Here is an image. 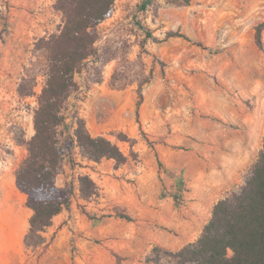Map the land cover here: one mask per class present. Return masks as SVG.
Instances as JSON below:
<instances>
[{"label":"rangeland","instance_id":"rangeland-1","mask_svg":"<svg viewBox=\"0 0 264 264\" xmlns=\"http://www.w3.org/2000/svg\"><path fill=\"white\" fill-rule=\"evenodd\" d=\"M55 1L0 0V74L17 93L24 76L37 77L29 108L46 81L35 43L63 25ZM262 22L264 0H115L70 101L81 115L94 88L113 90L96 100L102 116L112 117L101 136L127 159L90 161L65 135L57 184L73 187L65 209L82 214H69L67 247L57 250L55 234H43L24 262L0 243V264H178L175 253L199 238L218 200L241 193L259 158ZM81 175L94 180L96 195L84 197Z\"/></svg>","mask_w":264,"mask_h":264},{"label":"trees","instance_id":"trees-1","mask_svg":"<svg viewBox=\"0 0 264 264\" xmlns=\"http://www.w3.org/2000/svg\"><path fill=\"white\" fill-rule=\"evenodd\" d=\"M114 4L115 0H56L54 8L61 14L63 25L35 43L34 52L43 61L46 81L37 96L35 134L27 141L21 139L28 154L16 172L17 186L27 195V205L33 210L25 237L28 247L45 242L43 232L71 203L73 187L57 184L67 148L65 135L71 138L69 146L75 143L90 161L114 159L121 164L127 159L112 140L91 134L78 101H70L79 88L76 74L95 55L98 26L112 16ZM146 6L143 4V8ZM260 26L264 28V22ZM171 36L191 40L180 32L168 33ZM36 85V76H24L18 93L34 95ZM119 137L128 139L121 133ZM79 179L85 198L97 194L96 183L89 175ZM175 257L178 264H264V138L246 187L234 198L218 200L199 238L184 245Z\"/></svg>","mask_w":264,"mask_h":264},{"label":"crops","instance_id":"crops-1","mask_svg":"<svg viewBox=\"0 0 264 264\" xmlns=\"http://www.w3.org/2000/svg\"><path fill=\"white\" fill-rule=\"evenodd\" d=\"M10 83L7 75L0 74V219L6 216L10 222L8 227L0 225V243L12 245L11 257L20 258L25 262L29 257L26 253L28 246L25 237L30 230L33 210L27 205V195L17 186L16 172L28 154L27 147L21 139L27 141L35 134L34 113L38 107V99L29 108V99L34 96L21 97L17 93V87L12 89ZM102 88V91L97 88L92 90L81 113L93 136L106 135L100 131V127L107 124L110 117L102 116L96 100L98 94L111 97L113 90L104 86ZM17 130L22 131L20 133L22 136L17 135ZM105 177L106 175L103 176V180H106ZM70 213L77 217L82 216L77 209L71 212L65 209L54 217L52 225L43 232L44 236L55 234L54 245L60 251L62 250L59 248L67 247L71 236L70 228L74 226V221L69 219ZM191 242L195 240L187 244ZM65 254L69 257L67 252Z\"/></svg>","mask_w":264,"mask_h":264}]
</instances>
